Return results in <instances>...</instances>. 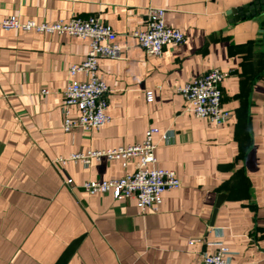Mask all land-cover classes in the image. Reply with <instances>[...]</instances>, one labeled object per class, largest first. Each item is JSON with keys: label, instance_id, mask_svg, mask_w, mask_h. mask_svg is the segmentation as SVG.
Instances as JSON below:
<instances>
[{"label": "crops", "instance_id": "1", "mask_svg": "<svg viewBox=\"0 0 264 264\" xmlns=\"http://www.w3.org/2000/svg\"><path fill=\"white\" fill-rule=\"evenodd\" d=\"M250 2L0 0V21L97 16L124 47L119 59L99 60L111 122L66 133L68 70L86 59L89 41L0 29V264H203L218 243L233 252L232 264H264V13L228 15ZM149 7L166 10V25L186 36L161 57L131 36L146 28ZM211 69L230 74L222 92L232 118L220 126L197 119L178 91ZM150 128L161 132L153 167L181 180L164 193L158 212L140 214L133 199L82 189L87 181L122 177L120 161L55 163L141 144ZM220 194L226 198L211 226Z\"/></svg>", "mask_w": 264, "mask_h": 264}, {"label": "built area", "instance_id": "2", "mask_svg": "<svg viewBox=\"0 0 264 264\" xmlns=\"http://www.w3.org/2000/svg\"><path fill=\"white\" fill-rule=\"evenodd\" d=\"M166 10L149 7L147 10L146 28L136 30L131 36L148 55L161 57L167 46L182 45L186 41L184 32L171 28L165 23ZM0 29L5 31L22 30L49 35H68L89 41L86 59L68 70L69 82L64 92L63 124L66 133L76 129L84 131L100 130L111 122L107 113L109 107L110 88L100 77L99 60L102 58L119 59L124 47L118 41L113 28L97 16L88 18L74 17L69 21L59 20L53 23H38L35 20L23 21L17 16H10L0 21ZM79 75L84 80H79ZM230 76L229 72L211 69L179 88L180 94L189 105V110L197 119L206 120L218 126L227 124L232 112L223 107L222 85ZM45 94L48 92L43 91ZM149 103L154 101L152 91L147 92ZM78 112L72 117V111ZM159 128H150L145 133L141 144L122 146L109 150H91L86 154H75L70 158L59 157L55 163L65 166L69 162L81 163L89 167L93 161L103 158L120 161L125 174L113 180H92L82 184L88 195L112 194L117 200H135L140 214L158 212L163 202V195L170 190L181 187V180L176 172L156 168L155 137ZM133 165V171L130 166ZM66 184L74 187L72 179ZM190 245L201 243L191 240ZM215 253H204L203 264H232L233 252L223 243H218Z\"/></svg>", "mask_w": 264, "mask_h": 264}, {"label": "water", "instance_id": "3", "mask_svg": "<svg viewBox=\"0 0 264 264\" xmlns=\"http://www.w3.org/2000/svg\"><path fill=\"white\" fill-rule=\"evenodd\" d=\"M263 13H264V0H252V2H250L248 5H245L244 7L232 9L231 11L228 12V15L230 14L241 15V17L239 16V18L245 19V18H250L251 16L253 17V16L261 15ZM225 198H226L225 194H220L218 196L215 210L213 212L211 226H214L217 213L222 203L224 202Z\"/></svg>", "mask_w": 264, "mask_h": 264}]
</instances>
